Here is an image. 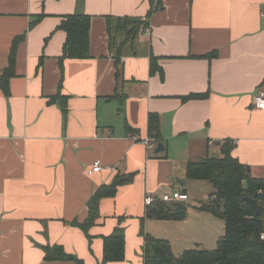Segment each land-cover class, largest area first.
<instances>
[{
	"label": "crops",
	"instance_id": "crops-1",
	"mask_svg": "<svg viewBox=\"0 0 264 264\" xmlns=\"http://www.w3.org/2000/svg\"><path fill=\"white\" fill-rule=\"evenodd\" d=\"M159 1L148 16L151 0H0V76L13 40L24 35L9 95L0 90V264H75L46 261L44 248L53 246L99 264L103 238L116 228L124 259L107 264H143L141 232L181 254L190 246L187 226L199 235L217 220L199 210L212 187L187 179L186 166L220 157L225 141L252 178L264 179V111L252 104L264 91V0ZM72 14L90 17V56L60 64L59 24ZM124 19L147 26L116 64ZM150 55L162 74L150 73ZM196 94L205 97L182 101ZM153 115L158 141L148 129ZM158 143L163 150L154 153ZM95 161L109 169L88 175ZM116 177L124 181L100 200L99 218L84 234L72 223L87 219L92 194ZM193 186L201 196L188 193ZM174 191L187 196L186 216L149 218L145 197L159 202Z\"/></svg>",
	"mask_w": 264,
	"mask_h": 264
},
{
	"label": "trees",
	"instance_id": "trees-1",
	"mask_svg": "<svg viewBox=\"0 0 264 264\" xmlns=\"http://www.w3.org/2000/svg\"><path fill=\"white\" fill-rule=\"evenodd\" d=\"M161 9L159 0H151L148 16ZM39 19H36L37 22ZM32 22L30 28L36 23ZM120 24L121 27H120ZM147 26L141 20H119L117 31L123 34V41L115 47V63L121 57V50L125 43L132 42L138 33ZM89 28L90 17L83 14L66 16L59 24V29L65 33V41L62 49L60 64L63 59H86L89 55ZM24 35L13 40L8 68L0 76V90L5 96L9 95L8 81L14 77V56L17 45L23 40ZM112 50V48L110 47ZM214 54L207 55V58ZM160 72L157 59L150 55V73ZM116 95H114L115 97ZM205 95H189L182 101L190 99H202ZM60 97H52L54 102ZM65 102L62 103V112H66ZM149 132L155 141L159 139L158 119L149 117ZM152 122V123H151ZM125 131L130 134L133 131L124 123ZM234 144L225 141L221 146V156L206 157L203 160L189 162L186 166V178L189 180H203L212 187L207 203L202 204L199 210L206 211L220 219L224 223V233L217 241L213 250L189 249L179 256H174L167 240L152 237L141 232L143 237V264H264V213L255 215L251 207L243 200L246 195L262 207L264 212V179L252 178L248 167L241 164L232 156ZM121 177H116L109 185L99 187L90 197L87 208V219L83 223L73 222L72 225L79 228L87 235L90 227L95 225L99 218V204L103 198H112L116 194L117 187L122 184ZM148 217L151 219L180 220L186 216L187 207L183 203L155 202L150 206ZM46 261H70L75 264H83L82 261L64 252L62 247L53 246L44 248ZM124 259V238L122 231L116 228L109 236L103 238V256L99 264L120 262Z\"/></svg>",
	"mask_w": 264,
	"mask_h": 264
},
{
	"label": "rangeland",
	"instance_id": "rangeland-1",
	"mask_svg": "<svg viewBox=\"0 0 264 264\" xmlns=\"http://www.w3.org/2000/svg\"><path fill=\"white\" fill-rule=\"evenodd\" d=\"M122 24H120L121 27ZM123 41V34L121 32H118V36L116 38V40L114 41V50L115 47L117 48V46L122 43ZM208 184V183H207ZM192 192H188L190 194H194L196 196H201V190L199 187L197 186H193L192 188ZM188 198L190 200V205L197 203V201L195 199H193L189 194ZM198 200V199H197ZM204 199H200V202H203ZM185 205V203H183ZM216 223L211 227V229L209 231L206 232H201L199 235H193V233H191V228L187 226L186 228V237L188 239V242L190 244L189 249H204V250H213L216 247L217 241L221 238V236L224 233V223L222 220L216 218ZM193 224V220H190V225ZM198 222H195L193 225H197ZM197 243V244H196ZM174 255V254H173ZM180 255V254H179ZM177 255V256H179ZM176 256V255H174ZM176 256V257H177Z\"/></svg>",
	"mask_w": 264,
	"mask_h": 264
},
{
	"label": "built area",
	"instance_id": "built-area-1",
	"mask_svg": "<svg viewBox=\"0 0 264 264\" xmlns=\"http://www.w3.org/2000/svg\"><path fill=\"white\" fill-rule=\"evenodd\" d=\"M148 32H149V30L146 29L145 33H148ZM252 104L257 110L264 111V91H258L257 92V94L254 96V98L252 100ZM143 144L146 146L153 147V144L150 145L149 140H144ZM104 169L108 170L109 168L107 166H102V164L99 161H95L90 166L89 170L87 171V174L92 175L95 173H99ZM156 201H157V199L153 198L151 195H147L144 199V204H145V206L150 207ZM158 201L166 203V204L186 202L187 196L183 193L178 192V191H174V192H169V193L163 194L158 199ZM261 238L264 239V235H262Z\"/></svg>",
	"mask_w": 264,
	"mask_h": 264
},
{
	"label": "water",
	"instance_id": "water-1",
	"mask_svg": "<svg viewBox=\"0 0 264 264\" xmlns=\"http://www.w3.org/2000/svg\"><path fill=\"white\" fill-rule=\"evenodd\" d=\"M163 150V147H162V144L161 143H158L155 147V150H154V153H159ZM121 181H124V179H121ZM243 200L251 207V209L253 210V212L255 213V215L257 216H261L263 215V209L261 206H259L256 202V200L246 196V195H243Z\"/></svg>",
	"mask_w": 264,
	"mask_h": 264
}]
</instances>
